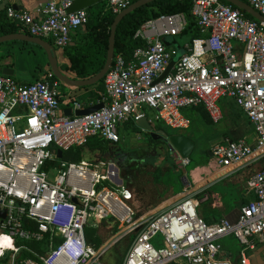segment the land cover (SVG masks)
<instances>
[{
	"label": "built area",
	"instance_id": "2783aa9c",
	"mask_svg": "<svg viewBox=\"0 0 264 264\" xmlns=\"http://www.w3.org/2000/svg\"><path fill=\"white\" fill-rule=\"evenodd\" d=\"M133 1L106 0L104 10L116 15ZM180 1L190 2L198 36L182 48L166 45L163 38L178 36L188 25L187 16L159 14L147 20L133 35L141 44L130 57L115 52L97 101L103 106L93 112H60V82L50 68L29 83L0 73V210H5L0 218L1 258L28 250L16 240L40 241L53 233L59 239L55 246L41 255L32 252L35 257L23 258L20 264H98L106 246L87 241L84 227L90 218L112 219L118 238L136 233L122 264H231L220 256L218 239L226 234L238 239L240 262L248 264L246 250L255 240L264 242V162L250 177L254 198L240 206L238 220L208 223L198 216L197 201L190 195L134 219L126 203L131 193L117 182L114 163L57 157V150L82 147L93 138L116 143L117 126L143 116L152 125L161 122L185 130L192 119L183 110L202 106L218 123L219 101L226 97L243 110L256 142H215L211 155L223 166L250 157L264 159V23L222 0ZM244 1L264 16V0ZM72 3L45 0L30 12L0 0V18L5 16L29 35L48 38L55 50H62L89 20L86 8L69 12ZM179 49L182 53L171 71L157 80ZM73 107L82 109L76 101ZM178 161L181 166L189 162L181 157ZM24 216L33 218L35 227H25ZM157 233L162 235L160 246L152 242Z\"/></svg>",
	"mask_w": 264,
	"mask_h": 264
},
{
	"label": "crops",
	"instance_id": "0c3cea01",
	"mask_svg": "<svg viewBox=\"0 0 264 264\" xmlns=\"http://www.w3.org/2000/svg\"><path fill=\"white\" fill-rule=\"evenodd\" d=\"M44 1L8 0V3L12 4L16 9L34 12L35 8L39 4L44 3ZM14 26V31H11L8 26H2L1 24L0 36L18 33L28 34L21 31L16 25ZM85 34L86 28L81 27L72 35L71 42L67 47L82 44V37ZM40 38L52 43L48 38ZM184 44L186 43H172L170 45L182 48ZM64 49L56 50L59 66L69 77L76 78L70 70L64 69V67L69 65V60L64 55ZM2 66L11 68L13 71L11 76L23 83L37 80L43 71L47 68L49 69L47 56L43 49L32 42L20 39L0 42V67ZM59 82L58 97L60 100V112L63 114H74V111L77 110L73 107L75 101L81 104L82 109L97 104L100 92H96V87L83 89L84 86L71 87L61 81ZM100 82L102 87V81ZM219 105L222 111V118L218 123H213L210 120L202 106L183 110L192 119V124L188 129L179 131L194 139L195 142L199 139L208 141V147H196L197 151H201L204 155L195 160L193 164L188 159L189 162L185 166H181L178 161L179 157L175 156L174 152L171 151L173 157L171 163L167 160L162 161L159 157L160 154L156 153V156H148L141 158L140 162L137 161L135 164V169H137L136 179L128 180V178H125L123 181L117 177V182L124 185L131 193V197L126 203L131 208L134 219L148 217L166 208L175 200L190 195L196 199L197 214L204 221L212 223L224 219L230 223H235L238 220L240 206L254 198L250 177L262 167L264 159L255 160L250 157L237 165L223 166L218 164L215 158L210 155L209 146L213 142L243 139L247 144L253 146L257 138L253 126L234 100L226 97L221 98ZM145 113L149 115L150 111L148 112L145 109ZM159 123L161 122H156L153 126L156 129H163L159 127ZM123 125H128L132 131L136 130L137 133L142 134V130L136 126L135 121L128 120L119 124L117 126L118 132L123 129ZM95 143L94 146H98L96 150H99L101 155V144ZM81 159L87 160L83 158L82 151ZM148 160L153 161L151 163ZM115 171H117V168ZM124 174L127 175V171ZM107 222L108 219H104L101 222L97 221L98 224H102L99 230V236L103 241L101 245L106 246L104 253L98 259V264H122L133 241L131 240L132 233L118 238L116 237L117 224L114 222L116 231L109 234L107 226L111 225H107ZM58 240L57 237V243ZM218 242L221 245V257L229 260L231 264H241L240 251L242 246L233 234H226L220 237ZM254 242V247L246 250L248 264H264V242L256 240ZM28 251L34 252L29 249ZM34 253L40 254L38 252ZM7 256L8 253L4 258L0 257V264H18V253L13 258H8ZM170 264L188 263L184 260H177Z\"/></svg>",
	"mask_w": 264,
	"mask_h": 264
},
{
	"label": "trees",
	"instance_id": "16d2710c",
	"mask_svg": "<svg viewBox=\"0 0 264 264\" xmlns=\"http://www.w3.org/2000/svg\"><path fill=\"white\" fill-rule=\"evenodd\" d=\"M105 2L106 1L103 0L86 8L87 12L89 13V20L85 25L86 34L82 37V44L66 47L64 49V55L69 60V65L64 67V69L66 68L70 70L76 78H87L95 74L100 70L104 63L108 44V36L110 33V25L114 18V15L110 11L104 10ZM190 10V2L180 0H155L147 5L135 9L133 12L126 15L117 26L115 35V52H120L127 58L130 57L133 49L141 44L139 40L133 37L135 31L147 20L155 18L159 14L184 13L188 18V25L179 34V36L186 37L187 40L198 36L197 25L191 16ZM243 14L247 18H251L244 12ZM1 24L2 26H8L9 30L14 31V24L9 22L5 16L1 17L0 25ZM93 86L96 87V92L101 93L104 89L103 86L101 87V82H97L91 86H84L83 89H88ZM95 142H98L102 145L104 140L96 139ZM62 159L66 161L81 160L80 147H73L68 151L63 152ZM23 221L25 227H35L37 224L33 218L28 216H24ZM101 226L102 224H98L93 218H90L84 227L87 241L93 243L96 247L100 246L103 242L99 236V230ZM135 235L136 233H132L131 240L134 239ZM56 240V235L49 233L44 237L43 240L40 241L16 240L15 244L25 245L29 250L42 254L50 247L55 246L57 244ZM2 254H4V252L0 248V257ZM26 257L35 256L30 251L21 249L18 252V264H20V260Z\"/></svg>",
	"mask_w": 264,
	"mask_h": 264
},
{
	"label": "water",
	"instance_id": "95a60500",
	"mask_svg": "<svg viewBox=\"0 0 264 264\" xmlns=\"http://www.w3.org/2000/svg\"><path fill=\"white\" fill-rule=\"evenodd\" d=\"M103 0H73L72 5L68 9L69 12H74L83 8H88L98 2H101ZM155 0H135L132 3H130L126 8H124L122 11L114 15L113 21L110 25V33L108 36V44H107V50H106V56L104 63L100 70L96 72L95 74L87 77V78H72L69 77L63 70L60 68L58 63V58L56 54V50L53 47V45L49 41H45L40 37L31 36L29 34H9V35H3L0 36V42L1 41H10L15 39L25 40L32 42L33 44L38 45L43 49V51L46 53L47 56V63L49 65L50 70L53 72L54 76L61 81L64 84L70 85L71 87H82V86H88L95 84L97 82L102 81L105 73L110 68L113 57L115 54V35H116V29L118 24L121 22V20L131 12H133L135 9L140 8L144 5H147ZM227 2L228 4L234 6L236 9L244 12L246 15L250 16L254 20L264 23V16L261 15L259 12L254 10L246 1L244 0H223ZM173 37H164L163 42L166 45H169V43L172 41ZM182 53V49H179V52L175 57L172 58L170 63L167 65L164 72L161 74V76L157 79L160 80L163 78L166 74H168L171 71V68L173 65L178 61L180 55ZM1 73L5 75H12L13 71L8 66H2L0 67ZM103 105L102 103H97L91 107L84 108V109H77L74 111L75 115H84L90 112H93L99 108H101ZM71 115V113H70ZM135 124L137 127H139L142 131L147 132L151 139H159L161 141H164L166 145L168 146L169 150L171 152H174L175 156L181 157V158H188L190 159V156L193 154L197 143L192 139L191 137L187 136L186 134L182 132H167L164 129H156L152 124H150L147 121V117L143 116L140 119L135 121ZM57 157H62V151L57 150ZM211 155V152H210ZM5 216V210H0V218H4ZM59 235V232L56 233Z\"/></svg>",
	"mask_w": 264,
	"mask_h": 264
},
{
	"label": "rangeland",
	"instance_id": "374dc122",
	"mask_svg": "<svg viewBox=\"0 0 264 264\" xmlns=\"http://www.w3.org/2000/svg\"><path fill=\"white\" fill-rule=\"evenodd\" d=\"M186 40H187L186 37H182L178 35L173 37L169 45L172 43H183L186 42ZM146 110L148 112L150 111L149 115H152L153 111L151 109H146ZM158 125L159 127L169 132H180L179 130L171 129L162 123H159ZM116 131L119 136V141L116 143H112L109 141L105 143L104 141V143H102L100 147L101 155H100V151L96 150L98 146L96 147L94 146L96 144L94 142L95 141L94 138L91 139V141L85 146L80 147L83 158L95 162L105 161L106 163L107 162L114 163L115 167L117 168L118 177L123 181L125 180V178H128V180L130 179L133 180L137 178L135 176L137 173V169H135L136 168L135 164L137 163V161L140 162L141 158L143 159L148 156L151 157L156 156L157 153L160 154L159 157L160 159H162V161L167 160L169 163L173 161V157L166 143L159 139L156 140L151 139L147 132L142 131V134H139L137 133L136 130L132 131V129L129 128L128 125H123V129L119 130V132L116 128ZM197 142L198 144L196 145V147L197 146L199 148H202L204 146L208 147V143H207L208 141L206 140L199 139ZM203 155L204 154L201 153V151L199 152L195 148L193 154L190 156L191 164H193L195 160L202 157ZM152 161L153 160H150L149 162L152 163ZM125 171H127L128 173L127 175L124 174ZM107 223H108L107 225H111V226H107L109 228L108 229L109 234L115 232L116 230H115L114 221L112 219H108ZM161 241H162V235L160 233H157L152 240L155 246H160ZM10 255H13V253L12 252L8 253L7 257L8 258L12 257Z\"/></svg>",
	"mask_w": 264,
	"mask_h": 264
},
{
	"label": "bare ground",
	"instance_id": "6f19581e",
	"mask_svg": "<svg viewBox=\"0 0 264 264\" xmlns=\"http://www.w3.org/2000/svg\"><path fill=\"white\" fill-rule=\"evenodd\" d=\"M68 260V259H67ZM72 260V258L70 259V261ZM69 261V260H68Z\"/></svg>",
	"mask_w": 264,
	"mask_h": 264
}]
</instances>
